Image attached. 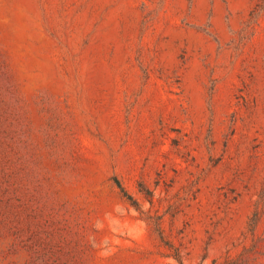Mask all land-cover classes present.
<instances>
[{"label": "rangeland", "instance_id": "1", "mask_svg": "<svg viewBox=\"0 0 264 264\" xmlns=\"http://www.w3.org/2000/svg\"><path fill=\"white\" fill-rule=\"evenodd\" d=\"M0 264H264V0H0Z\"/></svg>", "mask_w": 264, "mask_h": 264}]
</instances>
